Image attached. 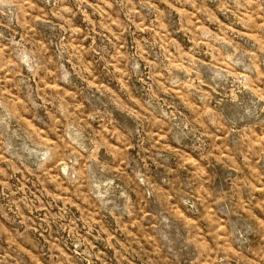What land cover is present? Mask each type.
I'll list each match as a JSON object with an SVG mask.
<instances>
[{"label": "rangeland", "instance_id": "374dc122", "mask_svg": "<svg viewBox=\"0 0 264 264\" xmlns=\"http://www.w3.org/2000/svg\"><path fill=\"white\" fill-rule=\"evenodd\" d=\"M0 264H264V0H0Z\"/></svg>", "mask_w": 264, "mask_h": 264}]
</instances>
